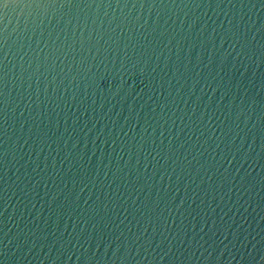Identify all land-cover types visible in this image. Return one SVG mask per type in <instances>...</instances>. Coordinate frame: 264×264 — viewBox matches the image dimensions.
<instances>
[{"label": "water", "instance_id": "obj_1", "mask_svg": "<svg viewBox=\"0 0 264 264\" xmlns=\"http://www.w3.org/2000/svg\"><path fill=\"white\" fill-rule=\"evenodd\" d=\"M0 264H264V0L0 3Z\"/></svg>", "mask_w": 264, "mask_h": 264}, {"label": "snow or ice", "instance_id": "obj_2", "mask_svg": "<svg viewBox=\"0 0 264 264\" xmlns=\"http://www.w3.org/2000/svg\"><path fill=\"white\" fill-rule=\"evenodd\" d=\"M0 3H6V0H0Z\"/></svg>", "mask_w": 264, "mask_h": 264}]
</instances>
